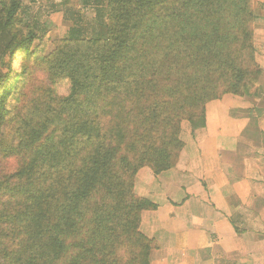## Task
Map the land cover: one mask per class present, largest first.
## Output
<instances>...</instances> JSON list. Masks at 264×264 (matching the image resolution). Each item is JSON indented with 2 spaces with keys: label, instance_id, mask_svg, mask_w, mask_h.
Returning <instances> with one entry per match:
<instances>
[{
  "label": "rangeland",
  "instance_id": "obj_1",
  "mask_svg": "<svg viewBox=\"0 0 264 264\" xmlns=\"http://www.w3.org/2000/svg\"><path fill=\"white\" fill-rule=\"evenodd\" d=\"M68 1L70 11L81 6ZM30 2L22 0L17 19L23 21L11 31L21 40L36 25V39L27 49L0 55V201L15 197L7 210L0 207V264H143L146 241L156 243L136 208L173 198L174 171L186 166L185 152L197 153L183 121L184 148L166 153L171 169L156 174L154 164L136 172L129 166L136 141L148 137L139 122L145 97L169 90L180 75L172 72L176 60L187 62L185 55L204 42L222 47L244 73L242 82H230L235 94L260 90L264 36L257 29L264 0H101L83 8L79 40L66 39L65 6L50 5L49 21L43 5L26 13ZM7 4L0 0V18ZM104 27L108 39L100 37ZM118 37L125 41L123 53L104 73L100 64ZM144 83L150 87L140 98ZM42 127L45 134L31 142ZM98 157L112 159L103 170L107 176L81 197ZM167 172L172 178L166 180ZM117 174L120 182L108 184Z\"/></svg>",
  "mask_w": 264,
  "mask_h": 264
},
{
  "label": "crops",
  "instance_id": "obj_2",
  "mask_svg": "<svg viewBox=\"0 0 264 264\" xmlns=\"http://www.w3.org/2000/svg\"><path fill=\"white\" fill-rule=\"evenodd\" d=\"M80 1L81 11H70L68 0H32L26 13L43 5L50 21V5L65 6L62 26L80 30L83 8L94 5ZM206 112L197 153L184 151L187 164L170 181L173 198L143 211L141 226L156 243L150 264H264V83L256 97L225 95Z\"/></svg>",
  "mask_w": 264,
  "mask_h": 264
},
{
  "label": "trees",
  "instance_id": "obj_3",
  "mask_svg": "<svg viewBox=\"0 0 264 264\" xmlns=\"http://www.w3.org/2000/svg\"><path fill=\"white\" fill-rule=\"evenodd\" d=\"M100 3L101 0H82L83 5H88L90 2ZM114 0H112V3ZM110 4V2H109ZM7 9L4 17L0 18V55L3 56L8 52H14L16 48L27 49L32 45V42L36 39L38 33L36 25L31 27L24 38L17 40L16 35L12 33L11 28L16 21L18 24L22 23L23 17L18 18V14L22 11V0H8ZM79 29L74 26L68 30V40L81 39ZM106 30V31H105ZM101 36L109 37L106 27L102 28ZM105 31V32H104ZM111 34V32H109ZM97 40L101 41L100 38ZM116 47L112 52L105 57L100 64L102 72H109L115 66V60L120 59L125 47V41L122 37L115 39ZM235 43V42H234ZM218 44H227V41H220ZM195 51L194 55H185L190 58L187 62H179L176 60V66L172 69V72H180L178 80L174 81L172 87L165 91L160 98L151 91L145 97L147 103L146 110L144 111L145 118L140 121V127H144V131L148 133V137L145 140L136 141L133 146L134 153L131 159L133 170L143 168L144 166H156V174L165 172L172 168V164L169 163V157L166 153L179 152L184 148V144L179 139L180 126L183 121L190 124L191 138L194 141L196 138V131L204 129L206 127V110L207 105L212 102L219 101L227 94H232L238 97H256L258 91L246 94H235L231 90L232 82H242L244 79V73L238 69L233 62L230 61L229 56L223 53L222 47L216 46L214 43L204 42L198 46L191 48ZM181 66V68H180ZM168 73L170 69H167ZM183 70V71H182ZM191 71L189 73L187 71ZM106 76V75H105ZM227 84L228 86H225ZM78 87L80 84L76 83ZM150 83H144L140 88L138 96L141 98L144 96L145 90L149 89ZM217 92V94L215 93ZM212 93H215L212 94ZM219 94V95H218ZM158 100V101H157ZM142 112H140V115ZM138 132V131H135ZM45 134V129L40 128L39 135L35 138L30 137V141H34L36 138ZM98 157L96 159V171L93 172L91 178L84 179V184L81 187L79 194L81 197H86L92 192L96 186L100 183L101 177L107 176L103 170L106 169L108 162L112 159H103L102 161ZM171 159H175L172 157ZM133 164H135L133 166ZM122 174V173H121ZM120 175H114L112 179L108 181V184L113 182H120L118 179ZM118 179V181H116ZM7 194H11L8 192ZM15 200L14 195H9L8 203L6 201H0V207H5L7 210L10 206L11 200ZM136 210L153 211L156 210L158 205L152 204L149 201H142L138 205ZM135 210V212H136ZM140 237L133 231L131 236L133 238ZM154 245L151 240H147L144 245L146 250L145 259L143 264H150L149 256L150 251Z\"/></svg>",
  "mask_w": 264,
  "mask_h": 264
}]
</instances>
